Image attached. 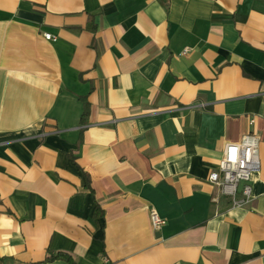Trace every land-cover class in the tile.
Wrapping results in <instances>:
<instances>
[{
	"label": "crops",
	"instance_id": "0c3cea01",
	"mask_svg": "<svg viewBox=\"0 0 264 264\" xmlns=\"http://www.w3.org/2000/svg\"><path fill=\"white\" fill-rule=\"evenodd\" d=\"M247 133L232 207L208 176ZM54 255L264 264V0H0V264Z\"/></svg>",
	"mask_w": 264,
	"mask_h": 264
},
{
	"label": "built area",
	"instance_id": "2783aa9c",
	"mask_svg": "<svg viewBox=\"0 0 264 264\" xmlns=\"http://www.w3.org/2000/svg\"><path fill=\"white\" fill-rule=\"evenodd\" d=\"M43 36L46 40H56V36L50 33H43ZM249 123L252 124L253 119ZM257 148V137L251 133L243 135L239 142L227 143L216 169L208 176L219 192L230 198L232 207H242L251 201V175L259 169ZM150 223L152 229L158 231L166 221L151 211Z\"/></svg>",
	"mask_w": 264,
	"mask_h": 264
},
{
	"label": "trees",
	"instance_id": "16d2710c",
	"mask_svg": "<svg viewBox=\"0 0 264 264\" xmlns=\"http://www.w3.org/2000/svg\"><path fill=\"white\" fill-rule=\"evenodd\" d=\"M86 114H87V111H86V109L84 110V112H83V115H82V118L84 119V117L86 116ZM56 257H64L65 259H68V260H70V258H68V257H66V256H64V255H54V256H51V257H46V259H44L43 261H39V262H36V263H31V264H43L44 262H46L47 260H51L52 258H56ZM18 264V263H17Z\"/></svg>",
	"mask_w": 264,
	"mask_h": 264
}]
</instances>
